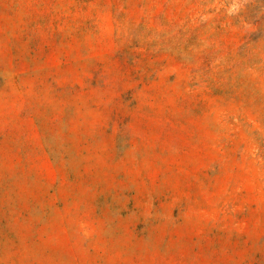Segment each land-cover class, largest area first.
<instances>
[{"label":"rangeland","instance_id":"obj_1","mask_svg":"<svg viewBox=\"0 0 264 264\" xmlns=\"http://www.w3.org/2000/svg\"><path fill=\"white\" fill-rule=\"evenodd\" d=\"M0 264H264V0H0Z\"/></svg>","mask_w":264,"mask_h":264}]
</instances>
